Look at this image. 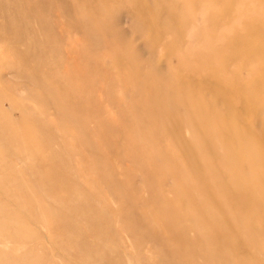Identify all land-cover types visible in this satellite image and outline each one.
<instances>
[{
	"label": "rangeland",
	"instance_id": "rangeland-1",
	"mask_svg": "<svg viewBox=\"0 0 264 264\" xmlns=\"http://www.w3.org/2000/svg\"><path fill=\"white\" fill-rule=\"evenodd\" d=\"M263 149L264 0H0V264H264Z\"/></svg>",
	"mask_w": 264,
	"mask_h": 264
},
{
	"label": "bare ground",
	"instance_id": "bare-ground-1",
	"mask_svg": "<svg viewBox=\"0 0 264 264\" xmlns=\"http://www.w3.org/2000/svg\"><path fill=\"white\" fill-rule=\"evenodd\" d=\"M257 8H258V6H256ZM83 30H86V28L85 27H83ZM91 35H92V37L93 36H96L97 35V32L96 31H93V33H91ZM24 59L27 61V62H29V58L27 57V56H25L24 57ZM39 72V70L37 71V73ZM54 69H52V70H50V69H48V70H46V71H44V73L42 74V75H37L36 77H43L44 79H47L48 77H50V76H52V75H55L54 74ZM32 77H34V76H32ZM30 79H32V80H35V78H30ZM47 83V82H46ZM41 87H42V89H44V90H46V89H49V88H52L54 91H58V90H60V88L57 86V85H50V84H39ZM48 87V88H47ZM220 87V86H219ZM46 88V89H45ZM222 88V87H221ZM220 101V103L223 105V106H228L229 105V102H226V100H223V99H221V100H219ZM227 103H228V105H227ZM56 104V103H55ZM229 107V106H228ZM59 108H61V105H60V107ZM59 108H56V110L57 109H59ZM64 110V109H63ZM61 111V110H60ZM261 132V131H260ZM23 133V132H22ZM16 134H18V133H16ZM264 150V149H263ZM175 179V178H174ZM1 237V236H0ZM20 253V252H19Z\"/></svg>",
	"mask_w": 264,
	"mask_h": 264
}]
</instances>
